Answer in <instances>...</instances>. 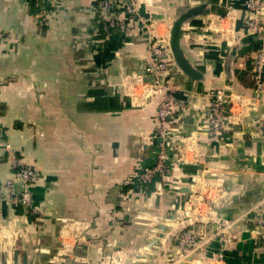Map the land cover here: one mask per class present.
Masks as SVG:
<instances>
[{"label": "crops", "instance_id": "0c3cea01", "mask_svg": "<svg viewBox=\"0 0 264 264\" xmlns=\"http://www.w3.org/2000/svg\"><path fill=\"white\" fill-rule=\"evenodd\" d=\"M102 1L0 0V194L20 166L39 177L33 211L0 201V264H227L225 251L264 264L251 221L264 209V95L250 62L264 30L247 32L246 0H109L113 13ZM192 9L178 47L193 78L169 50ZM155 39L168 55L159 90L146 73ZM216 89L231 101L218 143L206 128ZM166 94V175L144 181ZM216 224L228 227L178 261L177 235Z\"/></svg>", "mask_w": 264, "mask_h": 264}, {"label": "built area", "instance_id": "2783aa9c", "mask_svg": "<svg viewBox=\"0 0 264 264\" xmlns=\"http://www.w3.org/2000/svg\"><path fill=\"white\" fill-rule=\"evenodd\" d=\"M38 1V0H37ZM102 10H109L112 13L116 9H120L118 5L109 1L103 0L101 2ZM245 10L247 11L246 30L248 33H258L264 30V21L261 13L264 11V0H246ZM121 10V9H120ZM128 14L134 12L132 7H127ZM113 16V15H112ZM114 17V16H113ZM115 18V17H114ZM114 18L109 22V26L115 25ZM2 33L0 31V38ZM149 60L146 66V73L150 76L151 86L153 89H165L167 85L164 84V75L167 71V52L166 46L161 40L155 39L151 41ZM250 62L252 65V78L254 81L255 93L261 97L264 95V40L261 42L259 48L250 55ZM208 96V113L206 115L207 137L214 143L221 140L223 131L227 121H229V113L231 101L229 95L223 89L211 90L206 93ZM171 97L166 94L159 104V118L160 126L157 133L154 135L159 139V151L156 156V162L151 168L144 169L143 174L138 177L147 181L151 176L157 174L161 177L166 175L167 170V156L165 151L166 134L168 129L166 124L171 115ZM170 120V119H169ZM259 128L262 139L264 140V114L256 123ZM136 173L133 174V177ZM37 171L31 166H20L19 169L12 175V177L3 184V191L0 194V201H7L13 206H24L26 209L33 211V198L31 193V186L38 179ZM130 181V180H129ZM253 210V209H252ZM254 216L251 219L252 223L258 228H264V209H255ZM217 225V224H216ZM228 225H217L212 231H208L204 227L194 232L193 230H185L175 238V248L178 251L176 257L178 261L185 259L189 254L195 253L204 245L214 241L217 236L221 235L224 228ZM261 239L264 240V234H261ZM217 257L223 259L221 252L217 253ZM177 260L171 258L167 263L174 264Z\"/></svg>", "mask_w": 264, "mask_h": 264}, {"label": "water", "instance_id": "95a60500", "mask_svg": "<svg viewBox=\"0 0 264 264\" xmlns=\"http://www.w3.org/2000/svg\"><path fill=\"white\" fill-rule=\"evenodd\" d=\"M197 9H192L189 13L184 14L180 19L174 22L171 31H170V37H169V50L171 53V56L176 63V65L180 68L182 71V74L184 77H195L194 72L190 69L187 62L184 60V58L181 55V52L179 51L178 47V37H179V31H180V24L181 22L186 18L190 17L191 14H194ZM184 192H187V189L183 190Z\"/></svg>", "mask_w": 264, "mask_h": 264}, {"label": "trees", "instance_id": "16d2710c", "mask_svg": "<svg viewBox=\"0 0 264 264\" xmlns=\"http://www.w3.org/2000/svg\"><path fill=\"white\" fill-rule=\"evenodd\" d=\"M262 42V41H261ZM261 42L259 41V42H256V43H254V47H255V49L257 50L258 48H259V46H260V44H261ZM249 69H251V67L249 68ZM213 249L214 250H216V246L215 245H213ZM223 254V260L227 263V264H239V262L238 261H234V257L236 256V253L234 254L233 252H223L222 253ZM256 264V263H255Z\"/></svg>", "mask_w": 264, "mask_h": 264}]
</instances>
